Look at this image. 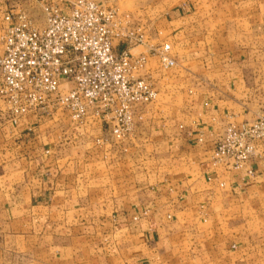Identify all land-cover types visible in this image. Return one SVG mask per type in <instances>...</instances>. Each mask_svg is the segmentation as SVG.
Returning <instances> with one entry per match:
<instances>
[{
  "label": "crops",
  "instance_id": "0c3cea01",
  "mask_svg": "<svg viewBox=\"0 0 264 264\" xmlns=\"http://www.w3.org/2000/svg\"><path fill=\"white\" fill-rule=\"evenodd\" d=\"M154 1L185 91L183 74L155 75L136 140L0 113V264H264V142L243 169L211 160L228 125L264 110V0Z\"/></svg>",
  "mask_w": 264,
  "mask_h": 264
},
{
  "label": "built area",
  "instance_id": "2783aa9c",
  "mask_svg": "<svg viewBox=\"0 0 264 264\" xmlns=\"http://www.w3.org/2000/svg\"><path fill=\"white\" fill-rule=\"evenodd\" d=\"M30 1L42 9L43 28L22 9L2 18L3 113L17 123L27 115L53 119L62 112L85 129L105 124L110 135L105 144L130 143L136 110L158 102L149 68L169 72L178 67L172 45L133 53L144 45L142 28L131 32L129 15L96 0ZM263 142L264 110L252 122L224 129L215 141L212 164L243 169Z\"/></svg>",
  "mask_w": 264,
  "mask_h": 264
},
{
  "label": "rangeland",
  "instance_id": "374dc122",
  "mask_svg": "<svg viewBox=\"0 0 264 264\" xmlns=\"http://www.w3.org/2000/svg\"><path fill=\"white\" fill-rule=\"evenodd\" d=\"M96 1L103 3L107 7H112V8L117 9L122 15H129L131 19L130 21L131 32H135L139 27L142 28V35L144 38L143 46L145 47V49H149L150 46L160 47L165 44L172 45L174 49V58L177 61L178 67L175 68L174 70L166 72L162 70H157L155 65H152L148 70L149 77H152L155 83L156 81V79L154 78L155 75L158 76L160 74L161 77L167 79L169 77L172 78V76H174L175 73L176 75L178 73L177 79H180V75L183 74V76L181 77V79H183V82L182 84L178 82L177 92L184 93L185 91L184 75L186 74V66L184 65V62H181V60H178V54L174 46L175 42L173 40H170V34L168 31L167 25H165L163 29H161L160 31L157 30L156 26L153 25V22L156 21V18H157L156 15L152 12L154 10L153 5L156 4V1L154 0H96ZM7 3L8 5H10V9H8V11L22 9L26 11V13L30 16V18L32 19V21L34 22L36 26L41 27V28L45 26L44 15H43L40 5L33 3L30 0H9ZM168 6L169 5L167 3L164 4L165 9H168ZM2 23H3V19H2ZM1 33H2V30H1ZM0 37H1V34H0ZM139 53H142V52H139ZM0 55H1V45H0ZM181 56L184 59V54L183 55L181 54ZM187 71L189 72L190 70L187 68ZM152 73H155V74L152 75ZM160 92H161V89H160ZM158 97H159V91H158ZM157 103L153 106H149V108L152 110V108L158 105ZM177 105H178V102H177ZM3 109L4 107L2 106V104H0V110H1L0 113L4 112L2 111ZM137 111L138 109L136 110V132L134 135L135 137L133 138L132 141L136 140L137 133H138L137 132L138 122L141 120V117L138 116ZM159 112L161 113L160 110ZM248 122H252V121H248Z\"/></svg>",
  "mask_w": 264,
  "mask_h": 264
}]
</instances>
